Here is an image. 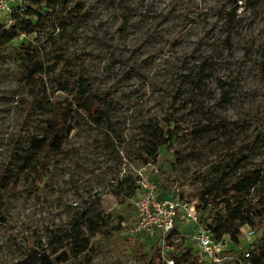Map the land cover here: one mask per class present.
I'll return each mask as SVG.
<instances>
[{"label":"rangeland","instance_id":"374dc122","mask_svg":"<svg viewBox=\"0 0 264 264\" xmlns=\"http://www.w3.org/2000/svg\"><path fill=\"white\" fill-rule=\"evenodd\" d=\"M73 10L80 17L65 25ZM41 14L39 33L0 48V173L16 174L8 162L11 151L27 148L51 118L47 105L33 101L35 82L61 102L68 97L60 84L75 91L81 78L108 119L96 127L81 112H71L68 153L51 160L45 176L37 168L23 174L3 200L0 264H33L28 256L41 252L52 232L66 230L74 213L87 207L102 212L108 229L91 238L88 253L63 264H149L157 248L160 264L178 252L187 262L197 244L186 217L161 242L132 233L139 198L135 170L145 158L143 126L165 130L172 114L177 136L159 149L153 164L163 197L196 207L200 193L224 179L220 196L264 203V135L222 157L264 128V0H61ZM3 22L6 28L13 24L9 15ZM21 46L36 52L44 73ZM208 58L214 67L197 93L190 83ZM218 79L227 92L221 103ZM212 122L225 126L223 135L199 133ZM252 171L259 177L256 186L235 194V184ZM126 176L131 180L122 186ZM262 230H255L257 238ZM252 241L241 236L235 248L222 239V264H251L244 256Z\"/></svg>","mask_w":264,"mask_h":264},{"label":"trees","instance_id":"16d2710c","mask_svg":"<svg viewBox=\"0 0 264 264\" xmlns=\"http://www.w3.org/2000/svg\"><path fill=\"white\" fill-rule=\"evenodd\" d=\"M61 0H25L22 6L14 7L9 14L13 24L6 28L4 22H0V48L5 47L20 36H29L41 31V24L44 14L42 10L51 12L55 10ZM71 18L65 25H68L72 18L80 17L77 10H73ZM33 19V20H31ZM228 28L231 29L234 23L233 18L228 14L226 16ZM22 54L33 65L34 69H38L40 73H44L42 66L37 64V55L34 50L28 49L27 46H21ZM56 59L66 60L61 55H57ZM37 67V68H36ZM214 67L210 58L205 60L200 66L199 71L194 74V79L190 83L193 90L197 93L202 91L203 80L208 78L206 71L212 70ZM80 78L77 82V90L73 91L67 87V82H63L61 90L68 97L67 100L58 102L47 94L43 83L35 84L33 101L41 106H48L51 113L50 120L47 121L46 127L41 134H37L29 139L28 147L22 148L17 153L11 151L9 155V163L16 167L15 175H7L5 171L0 173V208L3 200L13 194L22 179V175L38 169L40 175H46L47 166L51 160L57 156H64L68 151L64 150V143L69 136L71 128L67 126V117L70 113L78 114L81 112L85 121L90 122L96 127H101L108 119V115L101 107V101L97 96H91L84 88ZM221 91V99L218 103L225 101L227 92L225 91L224 82L217 80ZM40 94H42L40 96ZM74 94V95H73ZM31 107V105H30ZM168 126L165 130L156 125H145V158L140 166L147 164H155L159 159V149L170 146L172 140L177 136L176 128L172 126L175 117L172 114L167 118ZM264 129V128H263ZM252 131L249 137L244 138L238 145L228 148L222 155L225 157L230 153L241 149L244 145L250 142L254 137L264 135V130ZM225 126L223 124L211 123L208 126L201 128L199 133L207 134L211 132L223 135ZM198 133L197 131L192 134ZM212 164V163H211ZM210 164V165H211ZM259 177L257 172H247L241 182L234 186L235 194L248 193L250 189L256 186ZM131 180L130 176H126L121 185L128 183ZM157 182V181H156ZM225 183L224 179H219L215 183L206 187L198 197V204L195 207L199 214L200 224L210 233L215 242H220L226 238L235 248L239 247L241 238V228L249 227L255 233V238L251 244H246L250 251L249 258L251 264H264V203L261 201L253 204L246 200H239L235 197L220 196L219 188ZM135 189H138L135 179ZM160 199H164L160 194ZM3 219L0 217V227ZM115 229L121 231L119 224H116ZM108 229L107 222L102 212L97 207H87L81 211L74 213L69 226L61 232H52L47 240V244L42 248L41 252H33L30 254L29 260L33 264H63L70 259L78 258L90 250V240L95 236H104ZM262 230L261 236L256 237L255 230ZM160 249L157 248L151 262L149 264H160L161 255ZM190 254V251L187 250ZM233 253V252H226ZM188 254V255H189ZM225 252L221 254L224 256ZM251 255V258H250ZM183 254H171L170 258L173 264H209L202 261L199 255L190 254V258H183ZM245 260V259H244Z\"/></svg>","mask_w":264,"mask_h":264},{"label":"built area","instance_id":"2783aa9c","mask_svg":"<svg viewBox=\"0 0 264 264\" xmlns=\"http://www.w3.org/2000/svg\"><path fill=\"white\" fill-rule=\"evenodd\" d=\"M25 0H0V21H4L14 7L22 6ZM157 168L153 164L140 166L135 170V179L138 186L137 220L132 233L150 237H157L159 242L165 240L178 221L185 217L194 225L193 240L197 244V254L200 259L209 264H222L224 251L220 242H215L210 233L200 224L195 206L181 207L173 199H160V192L156 182ZM243 239L254 240L255 233L249 227L240 230ZM251 243V242H249ZM245 259L249 258L246 253ZM173 264L172 260H164Z\"/></svg>","mask_w":264,"mask_h":264}]
</instances>
